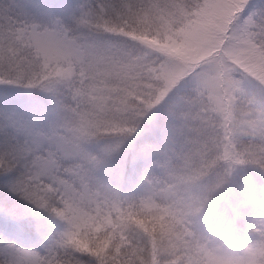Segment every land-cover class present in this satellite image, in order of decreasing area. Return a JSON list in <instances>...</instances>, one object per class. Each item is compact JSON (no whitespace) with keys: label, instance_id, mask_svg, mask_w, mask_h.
<instances>
[{"label":"snow or ice","instance_id":"1","mask_svg":"<svg viewBox=\"0 0 264 264\" xmlns=\"http://www.w3.org/2000/svg\"><path fill=\"white\" fill-rule=\"evenodd\" d=\"M0 85V264H264V2L0 0Z\"/></svg>","mask_w":264,"mask_h":264},{"label":"clouds","instance_id":"2","mask_svg":"<svg viewBox=\"0 0 264 264\" xmlns=\"http://www.w3.org/2000/svg\"><path fill=\"white\" fill-rule=\"evenodd\" d=\"M204 71H206L209 75L213 74L211 69H205ZM250 171H251V169H250ZM261 182H264V177H261Z\"/></svg>","mask_w":264,"mask_h":264},{"label":"rangeland","instance_id":"3","mask_svg":"<svg viewBox=\"0 0 264 264\" xmlns=\"http://www.w3.org/2000/svg\"><path fill=\"white\" fill-rule=\"evenodd\" d=\"M263 2H264V0H263ZM4 85H0V90H3L4 89ZM8 87H14V86H8Z\"/></svg>","mask_w":264,"mask_h":264},{"label":"trees","instance_id":"4","mask_svg":"<svg viewBox=\"0 0 264 264\" xmlns=\"http://www.w3.org/2000/svg\"><path fill=\"white\" fill-rule=\"evenodd\" d=\"M257 2H263V0H257Z\"/></svg>","mask_w":264,"mask_h":264}]
</instances>
